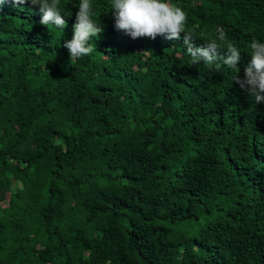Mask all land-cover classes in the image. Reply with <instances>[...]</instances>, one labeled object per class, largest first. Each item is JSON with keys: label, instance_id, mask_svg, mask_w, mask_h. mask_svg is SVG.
Segmentation results:
<instances>
[{"label": "trees", "instance_id": "16d2710c", "mask_svg": "<svg viewBox=\"0 0 264 264\" xmlns=\"http://www.w3.org/2000/svg\"><path fill=\"white\" fill-rule=\"evenodd\" d=\"M57 2L64 30L0 9V264H264V101L233 81L264 0H168L195 46L222 29L241 50L219 71L183 34L116 31L111 0H90L104 31L70 60L80 0Z\"/></svg>", "mask_w": 264, "mask_h": 264}, {"label": "clouds", "instance_id": "9594fccd", "mask_svg": "<svg viewBox=\"0 0 264 264\" xmlns=\"http://www.w3.org/2000/svg\"><path fill=\"white\" fill-rule=\"evenodd\" d=\"M7 3L14 7L26 3L39 6L41 25H53L62 30L67 26L57 0H0V9ZM111 9L114 29L132 39L146 37L154 40L157 36H163L171 41L179 40L183 34V43L193 65L203 62L219 71L222 65L237 68L238 61L244 60L241 50L227 39L222 29H217L215 38L204 39L203 46H195L193 41L197 38L193 31L186 28L185 11L168 0H111ZM95 14L90 0H80L72 25V38L63 44L70 60L89 56L96 50L90 41L93 37H99L104 27L93 19ZM221 51L225 57L220 55ZM249 55L251 60L244 69V78L235 75L233 81L250 94L254 103H260L264 101V43L254 39Z\"/></svg>", "mask_w": 264, "mask_h": 264}, {"label": "rangeland", "instance_id": "374dc122", "mask_svg": "<svg viewBox=\"0 0 264 264\" xmlns=\"http://www.w3.org/2000/svg\"><path fill=\"white\" fill-rule=\"evenodd\" d=\"M3 205H6V202H4ZM190 232L193 233V234H194L195 232H197V226H196V224H192V225L190 226Z\"/></svg>", "mask_w": 264, "mask_h": 264}]
</instances>
